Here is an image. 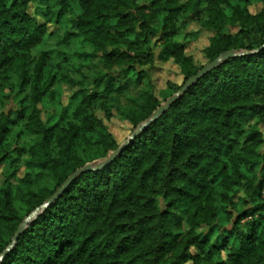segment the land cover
Here are the masks:
<instances>
[{"label":"trees","instance_id":"trees-1","mask_svg":"<svg viewBox=\"0 0 264 264\" xmlns=\"http://www.w3.org/2000/svg\"><path fill=\"white\" fill-rule=\"evenodd\" d=\"M157 61L182 76L166 93ZM125 93L120 144L105 119ZM258 124L264 0H0V264H264Z\"/></svg>","mask_w":264,"mask_h":264},{"label":"rangeland","instance_id":"rangeland-1","mask_svg":"<svg viewBox=\"0 0 264 264\" xmlns=\"http://www.w3.org/2000/svg\"><path fill=\"white\" fill-rule=\"evenodd\" d=\"M260 5L251 6L250 10L252 12H256L259 9ZM190 29H195L194 26H191ZM210 36L209 32L202 31L200 36L197 39L191 40L187 44V53L193 55L195 60L201 64L205 62V58L203 56L202 50L204 47L208 44V38ZM183 36H179V40L182 39ZM156 69L153 71V85L154 90L156 93H166V83L167 82H176L181 83L182 76L179 73V69L176 65H174L171 61L163 62V61H157L156 62ZM71 91L68 88L63 89V98L62 101L65 104L67 102V99L70 95ZM128 95H131V93H125L122 94L117 100H115L112 104V111L113 116L110 119H105L106 125L109 127V130L114 135V138L116 141L120 144L125 143L131 134V125L129 122L125 119L123 114V109L126 105V99ZM46 114H43V117L45 118ZM254 120H248V123H254ZM245 124V123H244ZM246 125V124H245ZM258 126L263 129L264 127L261 124H258ZM95 148H90L86 150V153L90 154L92 151H94ZM23 169H24V163L20 166V169L18 170L17 176L23 175ZM1 171V168H0ZM3 178L0 177V184L2 183ZM48 183V177L45 176L40 180V185H44Z\"/></svg>","mask_w":264,"mask_h":264},{"label":"water","instance_id":"water-1","mask_svg":"<svg viewBox=\"0 0 264 264\" xmlns=\"http://www.w3.org/2000/svg\"><path fill=\"white\" fill-rule=\"evenodd\" d=\"M236 53L234 51H228L225 53H222L219 57H217L216 59H214L212 62H210L209 64H207L205 67H203L201 70L198 71V73L192 77H190L185 84L183 85V87L175 94L173 95L163 106H161L159 109H157V111L154 112V114L144 123H142L141 125H139V127L133 132V134L131 135V137L129 138V140L127 141V143L132 140L140 131L141 129H143L146 125H148L152 120L156 119L165 109H167L170 104L173 102V100H175L182 92H184L194 81H196L199 77H201L203 74H205L207 71H209L210 69H212L214 66H216L220 61L235 56ZM120 152V149H118L116 152H114L111 155V159H113L115 157V155L117 153ZM105 164V163H104ZM101 166V165H100ZM98 166V167H100ZM93 167L91 165H87L79 170H77L67 181L64 182V184L58 189V191L56 192L55 195H53L45 204L48 205L54 198H56L69 184L70 182L75 178V176L77 174H79L80 172H83L85 170L88 169H92ZM37 215V211L33 212L31 215H29L23 222L22 224L19 226L18 230L16 231L11 245H13V243L17 240L18 236L20 235V233L25 229V226L27 225V223L34 217ZM3 257V255L1 256V258Z\"/></svg>","mask_w":264,"mask_h":264}]
</instances>
